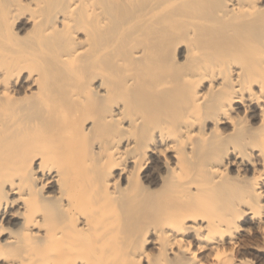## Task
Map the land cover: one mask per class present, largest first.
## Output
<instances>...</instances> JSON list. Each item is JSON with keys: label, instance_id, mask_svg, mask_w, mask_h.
Segmentation results:
<instances>
[{"label": "bare ground", "instance_id": "6f19581e", "mask_svg": "<svg viewBox=\"0 0 264 264\" xmlns=\"http://www.w3.org/2000/svg\"><path fill=\"white\" fill-rule=\"evenodd\" d=\"M0 264H264V0H0Z\"/></svg>", "mask_w": 264, "mask_h": 264}, {"label": "rangeland", "instance_id": "374dc122", "mask_svg": "<svg viewBox=\"0 0 264 264\" xmlns=\"http://www.w3.org/2000/svg\"><path fill=\"white\" fill-rule=\"evenodd\" d=\"M240 112H241V113H239V114H240L241 116H245L246 113H244V111L241 110ZM246 117L248 118L249 122L252 123L253 125H254V123L257 124V121H256L255 119L253 120L251 117H248V116H246ZM231 172H232L233 174L236 173V171H235L234 169H231ZM152 250H153V252H156V250H155L154 248H153Z\"/></svg>", "mask_w": 264, "mask_h": 264}]
</instances>
